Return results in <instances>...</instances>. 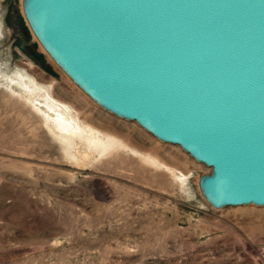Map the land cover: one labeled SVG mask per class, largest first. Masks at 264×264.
<instances>
[{
    "label": "rangeland",
    "instance_id": "1",
    "mask_svg": "<svg viewBox=\"0 0 264 264\" xmlns=\"http://www.w3.org/2000/svg\"><path fill=\"white\" fill-rule=\"evenodd\" d=\"M23 1L0 0V264H264V205L209 203L200 179L212 168L86 94ZM27 69L51 106L14 88ZM55 104L83 141L58 125ZM91 127L118 146L84 161Z\"/></svg>",
    "mask_w": 264,
    "mask_h": 264
},
{
    "label": "water",
    "instance_id": "2",
    "mask_svg": "<svg viewBox=\"0 0 264 264\" xmlns=\"http://www.w3.org/2000/svg\"><path fill=\"white\" fill-rule=\"evenodd\" d=\"M34 34L111 113L212 168L213 206L264 205V0H24Z\"/></svg>",
    "mask_w": 264,
    "mask_h": 264
},
{
    "label": "bare ground",
    "instance_id": "3",
    "mask_svg": "<svg viewBox=\"0 0 264 264\" xmlns=\"http://www.w3.org/2000/svg\"><path fill=\"white\" fill-rule=\"evenodd\" d=\"M35 72L36 70L34 71V69L33 72L28 69L25 72L19 71L16 77L10 78V81L16 86H14V88H16L19 93L32 104L40 102L41 104L51 106L52 103L50 101L48 102V104L44 103L43 97L48 94V88L39 81L38 77L35 76ZM52 108L54 110H57V116L59 120L58 125L68 133V136H71L72 138L80 137L82 140L81 131H83V129L80 128L79 125H74L69 122V119L67 118V116L69 115L68 111H66L61 105L58 104H55ZM40 109L42 110V108ZM90 130L92 132V135L87 137V142H85L84 144V151H80L77 153V155L85 159L84 161L89 159L90 154L94 156L95 152L100 153L103 156L115 151L118 143L116 142V138L114 136H107V138L104 139L103 137L96 135V131L92 127L90 128ZM76 144H78V142H76ZM78 160L76 162L80 163V161ZM172 172L174 174L173 170Z\"/></svg>",
    "mask_w": 264,
    "mask_h": 264
}]
</instances>
